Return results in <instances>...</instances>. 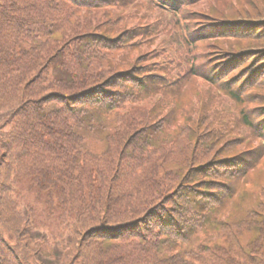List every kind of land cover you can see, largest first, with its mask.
<instances>
[{
  "label": "trees",
  "instance_id": "trees-1",
  "mask_svg": "<svg viewBox=\"0 0 264 264\" xmlns=\"http://www.w3.org/2000/svg\"><path fill=\"white\" fill-rule=\"evenodd\" d=\"M0 264H264V0H0Z\"/></svg>",
  "mask_w": 264,
  "mask_h": 264
},
{
  "label": "rangeland",
  "instance_id": "rangeland-1",
  "mask_svg": "<svg viewBox=\"0 0 264 264\" xmlns=\"http://www.w3.org/2000/svg\"><path fill=\"white\" fill-rule=\"evenodd\" d=\"M6 131H7V129H4V130H2V134H5V133H6Z\"/></svg>",
  "mask_w": 264,
  "mask_h": 264
}]
</instances>
